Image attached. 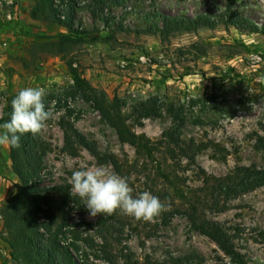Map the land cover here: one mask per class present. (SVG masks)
<instances>
[{
  "label": "rangeland",
  "instance_id": "obj_1",
  "mask_svg": "<svg viewBox=\"0 0 264 264\" xmlns=\"http://www.w3.org/2000/svg\"><path fill=\"white\" fill-rule=\"evenodd\" d=\"M75 1L73 26L87 34L79 37L66 56L43 53L32 61L29 57L34 43L55 41L59 35L67 34L63 27L35 20L32 13L55 5L64 8L66 0H0V116L6 100L25 87L42 86L46 92H56L70 86L72 76L65 65L70 60L92 87L104 91L108 99L116 96L122 100L121 111L126 116L135 102L150 96H158L163 103L181 104L185 122L180 141L202 145L193 163L185 158L178 160L187 170L179 174L190 181L191 187H201L197 168L214 177L224 176L238 166L264 168V80L259 79L264 77V34L221 24L212 29L174 33L166 39L142 32L160 24L157 12L216 17L225 10L226 0H106L99 18L89 13L88 0ZM232 7L259 26L264 25V0H235ZM119 24L123 29L117 28ZM67 104L74 109L69 117L73 125L95 141L101 153L112 154L121 164V171L99 164L85 150L74 157L68 155L57 124L65 111L51 102L47 108L53 110L55 118L40 133L51 147L43 158L45 185L67 184L71 190L73 171L99 165L127 177L134 198L147 191L143 176L131 167L137 159L134 148L120 142L115 131L80 97L67 99ZM126 119L134 134L153 142L172 126L164 112L161 117L142 119L138 124L132 118ZM257 140H261L262 147H257ZM17 184L10 170L8 148L0 147V207L16 192ZM65 210L69 225L66 241L79 234L99 245L94 229L83 224H95L99 214L90 217L87 209L81 212L72 203ZM115 213L114 250H129L140 261L195 251L207 264H231L207 237L191 229L183 216L174 215L167 224L157 219L159 225L155 227L154 220L137 221L119 210ZM206 217L237 228L239 235L234 244L238 251L249 264H264V186L229 200L223 212H206ZM5 235L0 215V264H19L9 256ZM77 246L89 264H107L97 247L89 249L83 241H78Z\"/></svg>",
  "mask_w": 264,
  "mask_h": 264
},
{
  "label": "trees",
  "instance_id": "obj_2",
  "mask_svg": "<svg viewBox=\"0 0 264 264\" xmlns=\"http://www.w3.org/2000/svg\"><path fill=\"white\" fill-rule=\"evenodd\" d=\"M105 1L88 0L86 7L92 17L101 16ZM234 2L235 0H226L225 10L216 17L207 14L171 16L157 12L155 15L160 24L147 27L142 32L157 34L161 39H166L174 33L212 29L221 24L238 31L264 34V25L259 26L251 18L234 9ZM76 7L75 0H66L64 8L55 5L32 13L35 20L63 27L67 31L66 35H59L55 41L34 43L31 46L33 52L29 57L32 61L43 53L48 56H66L71 46L79 41V37L87 34L84 29L73 26V11ZM103 21L105 24L108 22L104 18ZM117 28L123 29L120 24ZM23 62L27 68V61ZM65 65L72 76V84L56 92H46L44 98L46 109L52 102L57 109L63 108L65 111L64 116L57 122L62 132L63 150L73 157L78 155L80 150H85L99 164H109L115 172L121 171V164L112 154L101 153L95 141L86 138L69 120L74 109L67 104V99L80 97L115 131L120 142L128 143L134 148L137 159L131 166L133 171L143 176L147 191L159 197L165 205V210L154 219L153 226L159 225L157 219L161 220L160 224H167L174 215L183 216L191 229L207 237L231 264H249L234 244L239 230L208 219L206 212H223L227 209L229 200L264 186V168H258L256 165L238 166L221 177L207 175L197 168L196 177L201 187H191L188 184L190 181L179 174L187 170L180 166L178 160L185 158L189 163H193L194 155L202 145L195 144L192 140L186 143L180 141V130L185 122L181 104L171 101L163 103L158 96H150L135 102L131 106L130 114L126 116L121 111L122 100L116 96L108 99L104 91L92 87L72 67L70 60L66 61ZM15 96L12 95L6 100L0 124L10 119L11 101ZM163 112L170 117L172 126L163 133L161 139L154 142L143 135L134 134L126 123L127 117L138 124L142 119L161 117ZM261 145V140H257V147L260 148ZM50 151V144L42 140L40 134H24L20 138L18 148H8L10 170L18 184L16 192L0 207V215L6 234L3 240L13 262L89 264L87 257L79 252L77 246L78 241H83L89 249L97 247L101 258L107 264H207L195 251L184 255L166 254L157 261L148 257L140 261L129 250H114L113 242L116 237L112 233L113 222H117V213L111 216L99 214L93 225L83 223L94 229L101 241L99 245L90 238L79 237V234H74L72 240L67 242L69 225L66 206L72 203L81 209V212L86 211V207L78 196L71 195L67 184L45 185L43 158ZM152 230L153 234L156 233V229Z\"/></svg>",
  "mask_w": 264,
  "mask_h": 264
},
{
  "label": "clouds",
  "instance_id": "obj_3",
  "mask_svg": "<svg viewBox=\"0 0 264 264\" xmlns=\"http://www.w3.org/2000/svg\"><path fill=\"white\" fill-rule=\"evenodd\" d=\"M264 80V77L259 78ZM46 89L42 86L25 87L11 101V116L0 124V147L18 148L24 134H40L49 120L55 118L51 108L44 103ZM69 183L71 195L83 201L90 217L98 214H121L137 221H153L164 210L165 205L159 197L149 191L133 197L129 179L103 166H87L72 172Z\"/></svg>",
  "mask_w": 264,
  "mask_h": 264
},
{
  "label": "built area",
  "instance_id": "obj_4",
  "mask_svg": "<svg viewBox=\"0 0 264 264\" xmlns=\"http://www.w3.org/2000/svg\"><path fill=\"white\" fill-rule=\"evenodd\" d=\"M60 8V7H59ZM60 15V19H62L63 17L61 16V14H59Z\"/></svg>",
  "mask_w": 264,
  "mask_h": 264
}]
</instances>
